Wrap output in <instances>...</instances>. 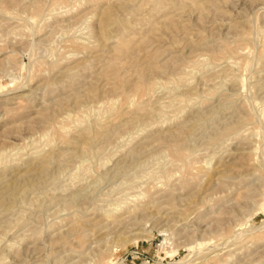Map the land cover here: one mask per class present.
<instances>
[{
    "label": "rangeland",
    "instance_id": "rangeland-1",
    "mask_svg": "<svg viewBox=\"0 0 264 264\" xmlns=\"http://www.w3.org/2000/svg\"><path fill=\"white\" fill-rule=\"evenodd\" d=\"M0 180V264H264V0H0Z\"/></svg>",
    "mask_w": 264,
    "mask_h": 264
},
{
    "label": "bare ground",
    "instance_id": "bare-ground-1",
    "mask_svg": "<svg viewBox=\"0 0 264 264\" xmlns=\"http://www.w3.org/2000/svg\"><path fill=\"white\" fill-rule=\"evenodd\" d=\"M141 89H142V88H141ZM33 166H35V165H33ZM41 167H42V166H41ZM33 168H34V167H33ZM30 176H31V175H30ZM26 177H27V176H26ZM27 179H28V177H27ZM0 181H1V180H0ZM26 181H27V183H28V180H25V182H26ZM29 181H30V180H29ZM10 183H11V182H10ZM20 183H21V182H20ZM11 186H12V185H11ZM11 186H10V184H9V187L11 188L10 190H12L13 187L15 188L16 185H15V186H12V187H11ZM9 187H8V188H9ZM8 196H9V195H8ZM1 213H2V212H1Z\"/></svg>",
    "mask_w": 264,
    "mask_h": 264
}]
</instances>
